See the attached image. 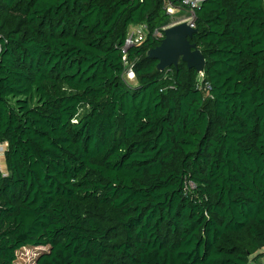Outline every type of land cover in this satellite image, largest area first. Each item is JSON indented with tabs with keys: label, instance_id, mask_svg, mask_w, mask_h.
I'll use <instances>...</instances> for the list:
<instances>
[{
	"label": "trees",
	"instance_id": "obj_1",
	"mask_svg": "<svg viewBox=\"0 0 264 264\" xmlns=\"http://www.w3.org/2000/svg\"><path fill=\"white\" fill-rule=\"evenodd\" d=\"M165 5L0 0V264L24 247H47L35 264H248L264 247V0L195 10L203 76L146 56Z\"/></svg>",
	"mask_w": 264,
	"mask_h": 264
},
{
	"label": "water",
	"instance_id": "obj_2",
	"mask_svg": "<svg viewBox=\"0 0 264 264\" xmlns=\"http://www.w3.org/2000/svg\"><path fill=\"white\" fill-rule=\"evenodd\" d=\"M197 32L186 22L169 26L164 30V37L159 45L146 52L148 58L156 59V68L164 71L170 66L176 67L180 61L188 68H194L198 73L203 72L205 58L201 50L190 39Z\"/></svg>",
	"mask_w": 264,
	"mask_h": 264
},
{
	"label": "built area",
	"instance_id": "obj_3",
	"mask_svg": "<svg viewBox=\"0 0 264 264\" xmlns=\"http://www.w3.org/2000/svg\"><path fill=\"white\" fill-rule=\"evenodd\" d=\"M174 1L176 2L174 3L172 0H166V12L171 16L180 15V18L174 23H172L171 21L169 24L164 25L161 28L155 29L152 35L157 39H162L164 37V30L174 24L186 22L191 27L195 28V10L200 8V6L207 0ZM147 33L148 28L145 24L131 26V29L125 39L124 45L122 46V51L124 53L123 60L125 65L124 78L127 77L130 80L134 79L133 64L128 63L125 56L127 49L133 45H138L139 43H141L145 39ZM200 76H203L202 72L200 73ZM206 88H209V85L206 84Z\"/></svg>",
	"mask_w": 264,
	"mask_h": 264
},
{
	"label": "rangeland",
	"instance_id": "obj_4",
	"mask_svg": "<svg viewBox=\"0 0 264 264\" xmlns=\"http://www.w3.org/2000/svg\"><path fill=\"white\" fill-rule=\"evenodd\" d=\"M180 15H174L171 19L172 23L176 22L179 20ZM125 80L127 83H132L135 84V80H130L127 77H125ZM6 144L4 145H0V168L2 171L5 172L4 170V165L2 163V153L3 150L5 148ZM47 250V247H24L21 248L20 250H18L16 252V260H15V264H35V260L37 258V256L43 252ZM259 254V258L258 260L254 258L255 255ZM248 264H264V247H262L261 249H259L257 252H255L251 257H250V261Z\"/></svg>",
	"mask_w": 264,
	"mask_h": 264
}]
</instances>
